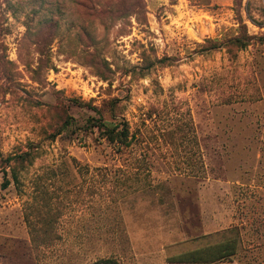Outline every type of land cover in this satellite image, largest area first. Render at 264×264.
Returning <instances> with one entry per match:
<instances>
[{"label":"rangeland","instance_id":"1","mask_svg":"<svg viewBox=\"0 0 264 264\" xmlns=\"http://www.w3.org/2000/svg\"><path fill=\"white\" fill-rule=\"evenodd\" d=\"M100 259L264 264V0H0V264Z\"/></svg>","mask_w":264,"mask_h":264},{"label":"trees","instance_id":"2","mask_svg":"<svg viewBox=\"0 0 264 264\" xmlns=\"http://www.w3.org/2000/svg\"><path fill=\"white\" fill-rule=\"evenodd\" d=\"M240 29L243 30L242 34L240 36L235 37L232 40V44L237 45L240 48H245L247 45H249L251 36L247 34L246 26L244 24L240 26ZM216 47L218 46L215 44L209 47L208 49H214ZM113 119L114 121L112 122V125L105 123L101 118L95 121L91 125L92 127L98 130L101 138L105 139V141L109 145L120 150L123 147L130 145L131 141L134 139L135 136L130 132L129 124L124 118H113ZM196 252L199 253V251ZM188 257H191L190 259L192 262L198 261V259L194 257L193 252L186 255L185 258L183 259L187 260ZM203 260L206 261L207 264H215L216 261L210 259H203ZM93 264H117V262L112 259H100L95 261Z\"/></svg>","mask_w":264,"mask_h":264}]
</instances>
